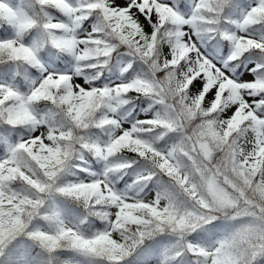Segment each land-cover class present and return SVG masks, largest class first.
<instances>
[{"label": "snow or ice", "instance_id": "snow-or-ice-1", "mask_svg": "<svg viewBox=\"0 0 264 264\" xmlns=\"http://www.w3.org/2000/svg\"><path fill=\"white\" fill-rule=\"evenodd\" d=\"M0 264H264V0H0Z\"/></svg>", "mask_w": 264, "mask_h": 264}]
</instances>
